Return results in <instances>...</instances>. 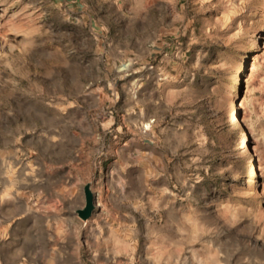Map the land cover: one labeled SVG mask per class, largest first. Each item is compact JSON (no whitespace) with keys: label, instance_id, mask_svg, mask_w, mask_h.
Masks as SVG:
<instances>
[{"label":"rangeland","instance_id":"obj_1","mask_svg":"<svg viewBox=\"0 0 264 264\" xmlns=\"http://www.w3.org/2000/svg\"><path fill=\"white\" fill-rule=\"evenodd\" d=\"M0 264H264V0H0Z\"/></svg>","mask_w":264,"mask_h":264},{"label":"water","instance_id":"obj_2","mask_svg":"<svg viewBox=\"0 0 264 264\" xmlns=\"http://www.w3.org/2000/svg\"><path fill=\"white\" fill-rule=\"evenodd\" d=\"M85 205L77 211V215L82 220H87L91 217L95 210V198L89 185L84 187Z\"/></svg>","mask_w":264,"mask_h":264},{"label":"bare ground","instance_id":"obj_3","mask_svg":"<svg viewBox=\"0 0 264 264\" xmlns=\"http://www.w3.org/2000/svg\"><path fill=\"white\" fill-rule=\"evenodd\" d=\"M246 167H250V165H249V164H247V165H246Z\"/></svg>","mask_w":264,"mask_h":264}]
</instances>
